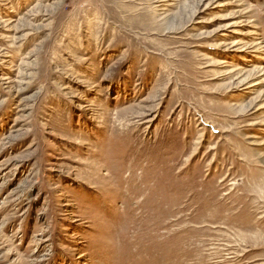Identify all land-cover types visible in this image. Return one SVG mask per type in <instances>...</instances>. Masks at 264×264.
I'll return each mask as SVG.
<instances>
[{
	"label": "rangeland",
	"instance_id": "374dc122",
	"mask_svg": "<svg viewBox=\"0 0 264 264\" xmlns=\"http://www.w3.org/2000/svg\"><path fill=\"white\" fill-rule=\"evenodd\" d=\"M0 264H264V0H0Z\"/></svg>",
	"mask_w": 264,
	"mask_h": 264
}]
</instances>
